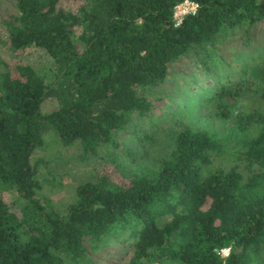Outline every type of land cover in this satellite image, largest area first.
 I'll use <instances>...</instances> for the list:
<instances>
[{"label": "trees", "instance_id": "16d2710c", "mask_svg": "<svg viewBox=\"0 0 264 264\" xmlns=\"http://www.w3.org/2000/svg\"><path fill=\"white\" fill-rule=\"evenodd\" d=\"M69 1L74 11L62 0H11L2 22L0 47L41 49L54 67L49 81L0 62V194L22 200L17 213L0 198V264H262L264 65L231 60L252 47L264 60V0H189L197 12L179 27L173 13L184 0ZM178 62L191 71L166 89ZM242 96L238 150L183 121V104L199 112L215 103L228 118L225 104ZM47 100L57 102L51 112ZM135 120L147 124L135 135L142 150L119 156L116 137ZM49 130L103 163L64 212L38 196L32 155ZM163 135L156 167L120 162L146 157Z\"/></svg>", "mask_w": 264, "mask_h": 264}, {"label": "rangeland", "instance_id": "374dc122", "mask_svg": "<svg viewBox=\"0 0 264 264\" xmlns=\"http://www.w3.org/2000/svg\"><path fill=\"white\" fill-rule=\"evenodd\" d=\"M11 0H0V34L5 35L2 22L10 14ZM62 6L66 10L74 11L73 2L69 0H62ZM234 50V49H232ZM255 50V47L251 48V52ZM229 51H231L229 49ZM241 55L239 59L233 57L232 64L239 65L246 62L248 65H257L263 67L264 60L262 57L254 55L252 53ZM251 56V58H250ZM4 62L10 69H14L16 65H30L36 70L40 71L48 80H52L53 61L52 59L41 49L30 48L22 54H12L7 52L4 48L0 47V62ZM190 72L191 69L178 62L172 66L169 80L165 84L166 89H174V83L184 84L182 82V76L179 73ZM249 72L247 76L249 78ZM252 85H258V80L254 77L249 79ZM194 87H191L193 90ZM242 101H227L228 118H222L218 113L216 104L211 103L205 105L201 111H192V107L186 109L184 104L181 105L183 109V121L193 128H200L207 130L222 146L226 152H232L240 148V143L247 137L246 133H241L234 126V110L238 106L244 105L248 99L245 96L240 97ZM176 107L179 105L174 104ZM57 107L55 100H47L43 107V112H51ZM231 112V115H230ZM181 117V116H180ZM146 125H142L139 120L132 122L125 131L119 133L116 137V145L119 156L122 154L120 149L126 151L142 150L138 145V141L135 137L136 134H142ZM167 136H161L152 150L146 157H141L138 154L136 161L132 163L128 159H120V162L127 164L132 170H144L148 168H154L157 165V158L167 148V140L164 138ZM138 144V145H137ZM115 148V149H116ZM139 148V149H138ZM103 149L101 156L106 157L109 152ZM138 152V151H135ZM144 154L143 151L139 152ZM32 162L38 164V179L41 183L42 189L39 192V198L46 204L51 205L55 210L64 212L67 205L76 197V188L88 181H94L103 167L102 161L99 158L87 155L82 156L81 150L78 146L69 148H63L54 133L49 130L43 136L42 147L36 149L32 155ZM6 203H8L13 211L19 212L22 206V200L11 192H4L0 194ZM264 250V249H263ZM223 257L228 255V250L221 252ZM259 262L264 264V252L259 258ZM121 264V263H116Z\"/></svg>", "mask_w": 264, "mask_h": 264}, {"label": "built area", "instance_id": "2783aa9c", "mask_svg": "<svg viewBox=\"0 0 264 264\" xmlns=\"http://www.w3.org/2000/svg\"><path fill=\"white\" fill-rule=\"evenodd\" d=\"M198 6L189 0H184L183 3L178 5L173 13L174 26L179 27L182 24L183 19L188 15H195Z\"/></svg>", "mask_w": 264, "mask_h": 264}]
</instances>
